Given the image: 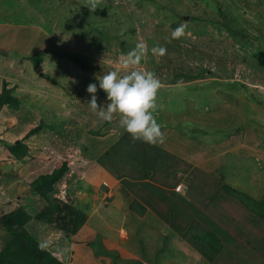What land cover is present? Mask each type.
I'll list each match as a JSON object with an SVG mask.
<instances>
[{
    "label": "rangeland",
    "instance_id": "1",
    "mask_svg": "<svg viewBox=\"0 0 264 264\" xmlns=\"http://www.w3.org/2000/svg\"><path fill=\"white\" fill-rule=\"evenodd\" d=\"M88 7L89 0H0V91L20 101L17 109L3 106L0 131L16 128L9 145L22 140L29 148L24 159L3 162L8 145L0 139V179L8 171L19 184L12 211L31 216L17 230L65 264H76L74 253L79 264H115L94 259L85 245L72 248L96 233L122 260L186 264L173 245L196 220L222 241L215 264H264V219L224 189L264 198V0H98L95 11ZM185 22V34L173 39ZM137 43L146 52L136 70L154 72L162 84L163 144L134 142L119 116L103 121L86 104L90 83L97 103H108L96 77L118 69ZM156 46L165 55H153ZM35 126L43 130L25 140ZM63 159L70 170L53 191L34 193V182ZM154 201L169 204L163 219ZM135 202L144 216L132 210ZM4 224L0 252L13 239ZM29 237L20 242L40 253ZM41 255L31 264H41ZM197 255L190 263L210 264Z\"/></svg>",
    "mask_w": 264,
    "mask_h": 264
},
{
    "label": "trees",
    "instance_id": "2",
    "mask_svg": "<svg viewBox=\"0 0 264 264\" xmlns=\"http://www.w3.org/2000/svg\"><path fill=\"white\" fill-rule=\"evenodd\" d=\"M44 55L43 51H40L32 57L35 66L39 65L40 57ZM19 108L20 101L17 97L13 96L9 91L5 90L4 93H0V111L3 106ZM40 126L32 127L27 132L24 139L29 138L40 130ZM8 145V146H7ZM7 152L5 153L6 159L3 162L22 160L29 152L27 145L20 141L16 145L7 144ZM9 158V159H8ZM68 160L63 159L57 163L53 172L49 175L40 176L33 184L32 190L40 197H46L54 188H52L57 182H59L70 170ZM225 192L230 196L236 198L250 213L254 214L258 218L264 219V198L262 200L255 199L247 193H243L237 189L225 186ZM132 210L140 216H144L146 209L141 207L137 202L131 206ZM29 213L25 210L12 211L10 214L0 217L2 222L5 223L1 226L6 232L13 236L12 241L0 252V264H13L18 260H22L23 264H31L35 260L40 258L41 252V264H65L56 256L54 257L49 249H46L39 242H35V239L28 236L25 231H19L17 228L25 227L30 220ZM0 219V220H1ZM81 223V222H79ZM81 225V224H80ZM181 227H178L180 229ZM75 232V231H74ZM69 235V234H67ZM29 237L31 242L30 249L34 248V251H40L32 255L29 252V246H25L20 239H26ZM183 242L197 254H199L206 262L214 264L216 259L220 256L223 249L222 241L219 236L212 230L208 229L204 224L192 220L189 228L181 235ZM167 241V240H166ZM69 242V241H68ZM170 242V241H169ZM70 245V244H69ZM88 249L93 251V258L101 260L113 258L115 264H143L140 261H125L121 259L118 251L109 249L103 242V236L99 233L91 235L84 243ZM188 255V254H186ZM23 258V259H22ZM13 260V261H12ZM186 262L193 261L194 259L188 255L185 257ZM114 264V263H113Z\"/></svg>",
    "mask_w": 264,
    "mask_h": 264
},
{
    "label": "clouds",
    "instance_id": "3",
    "mask_svg": "<svg viewBox=\"0 0 264 264\" xmlns=\"http://www.w3.org/2000/svg\"><path fill=\"white\" fill-rule=\"evenodd\" d=\"M97 3L98 0H89L88 8L95 11ZM186 27L185 22L174 29L172 38L179 39L183 36ZM145 52V44L137 43L135 48L120 58L118 69L96 77L99 89L106 93V105L97 103L96 83L87 86L86 91L91 99L86 104L103 121L111 122L114 116H119L120 127L134 142L157 145L163 144L166 139L156 116L159 109L157 97L162 84L154 72L136 70L135 66L141 64ZM151 52L153 55L163 56L166 49L156 46Z\"/></svg>",
    "mask_w": 264,
    "mask_h": 264
},
{
    "label": "crops",
    "instance_id": "4",
    "mask_svg": "<svg viewBox=\"0 0 264 264\" xmlns=\"http://www.w3.org/2000/svg\"><path fill=\"white\" fill-rule=\"evenodd\" d=\"M3 82H6V81H4V79H3ZM0 93H1V91H0ZM11 93H13V92H11ZM14 95V94H13ZM6 110V109H5ZM36 127V126H35ZM22 129H24V128H22ZM43 130V127H41L40 128V130L37 132V133H35L34 135H32V136H30L29 138H31V137H33V136H35V135H37V134H39L41 131ZM16 132H17V129L16 128H12V129H10L9 131L7 130L6 132L5 131H0V139H1V141H2V145H7V144H13V142L12 141H10V140H14V138H16L17 137V135H16ZM29 138H27V139H29ZM3 139V140H2ZM27 139H25V140H27ZM22 141V140H21ZM20 142V141H19ZM124 160V159H123ZM14 162H16V160H14ZM69 164V163H68ZM131 164H132V161H131ZM4 165H5V163H4ZM69 167H70V165H69ZM0 168H2V166H0ZM134 168V167H133ZM3 170V169H2ZM4 171V170H3ZM96 173H97V171H96ZM7 174H9L8 173V171H7V173H5V171H4V174H2V178L0 179V217H2V216H4V215H7V214H10L11 212H12V210L13 209H15V203L11 200L12 198H13V195L14 194H17L18 192H19V184H17L16 182H15V179H11ZM198 175L200 176V174L198 173ZM38 177V176H37ZM13 178H17V177H13ZM9 180H12V182L11 181H9ZM12 192H13V195H12ZM173 193V192H172ZM194 197H196V196H193V198ZM205 200V199H204ZM165 201V200H164ZM191 203L190 202H186L187 204H189V205H191L192 207H195L196 208V201L194 200L193 201V199H191ZM155 203H156V201H154ZM166 202V201H165ZM170 202H172V201H170ZM170 202H166V203H170ZM206 202V201H205ZM151 205H149V207H150ZM153 206L157 209V210H155V211H161L162 213L161 214H159V216H158V218H161L162 217V219H163V215L164 214H166L167 213V210H168V206H169V204L167 205V206H165V205H163V204H157L156 203V206L153 204ZM220 206V207H219ZM213 208H216V209H220V211H222L223 212V208H228V206H226L225 204L223 205H221V204H218V203H215L213 206H212ZM192 209V208H191ZM229 209H231V207H229L228 209H227V211L229 210ZM221 213V212H220ZM219 213V214H220ZM218 215V214H217ZM219 216V215H218ZM154 217H155V219H158L157 218V215H154ZM190 218H192V217H190ZM189 218V219H190ZM216 220V219H215ZM213 222H214V220H213ZM217 222V224H220L221 222H222V217H220L219 216V220H217L216 221ZM215 223V222H214ZM238 235V234H237ZM171 239H174V238H171ZM178 241V240H177ZM103 242H104V244L106 245L108 242H109V240L107 239V237H103ZM171 243H173V240L171 241ZM120 244L121 243H118V244H114V247L116 246L117 248H121L120 247ZM174 244V243H173ZM82 245H84V244H76V245H73L72 246V248H75L74 250H76L79 246H82ZM76 246V247H75ZM107 246V245H106ZM174 247V249L177 251V250H179V252L181 253V254H183V255H181L180 257L182 258V260H184L185 259V257L186 256H188V255H190L194 260H195V262H196V258H198L197 256V254H196V252L195 251H193L192 249H189V247L183 242V240H180V244H179V248L178 249H176L175 248V244L173 245ZM108 247V246H107ZM138 247V246H137ZM109 248V247H108ZM112 250H113V248H112ZM139 250V249H138ZM177 254H178V251H177ZM186 254H188V255H186ZM167 256H171V255H174V253L172 252H169L168 254H166ZM78 256L74 253V262L76 263V264H79V261H78V258H77ZM169 258H171V259H173L172 257H169ZM193 260V261H194ZM186 262V261H185ZM186 264H194V263H190V262H186ZM215 264V263H214Z\"/></svg>",
    "mask_w": 264,
    "mask_h": 264
}]
</instances>
